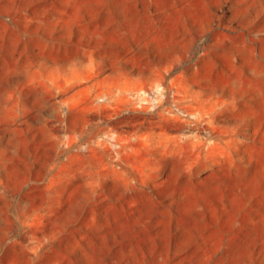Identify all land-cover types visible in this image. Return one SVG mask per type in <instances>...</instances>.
<instances>
[{
    "label": "rangeland",
    "instance_id": "rangeland-1",
    "mask_svg": "<svg viewBox=\"0 0 264 264\" xmlns=\"http://www.w3.org/2000/svg\"><path fill=\"white\" fill-rule=\"evenodd\" d=\"M0 264H264V0H0Z\"/></svg>",
    "mask_w": 264,
    "mask_h": 264
}]
</instances>
